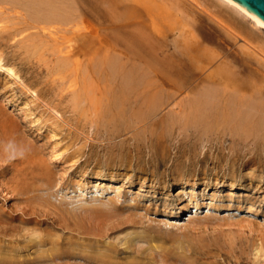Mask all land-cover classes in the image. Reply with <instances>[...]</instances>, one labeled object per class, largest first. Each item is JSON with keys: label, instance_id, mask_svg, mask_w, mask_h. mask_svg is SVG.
Segmentation results:
<instances>
[{"label": "rangeland", "instance_id": "374dc122", "mask_svg": "<svg viewBox=\"0 0 264 264\" xmlns=\"http://www.w3.org/2000/svg\"><path fill=\"white\" fill-rule=\"evenodd\" d=\"M38 1L0 0V264H264V131L242 121L258 108L224 118L264 94V29L180 0L151 58ZM87 80L99 108L76 102Z\"/></svg>", "mask_w": 264, "mask_h": 264}, {"label": "bare ground", "instance_id": "6f19581e", "mask_svg": "<svg viewBox=\"0 0 264 264\" xmlns=\"http://www.w3.org/2000/svg\"><path fill=\"white\" fill-rule=\"evenodd\" d=\"M63 1H65V2L59 3V1L57 2V0L54 2H52L51 0H45V1H41V2L38 1V4H39L38 8L40 10L44 11L43 13L40 12V15H42L45 18L47 17V19H49L48 21L54 20L55 22L57 21V23H61V24H74V25L82 24V25H85V26H83L85 28H88V26H89V28H90L89 31L94 33V34H97V32L95 33V28L92 27V25L104 24L107 22V20H109L115 26L114 33L116 36L118 34V36H120L121 39L126 41L127 44L129 43V45L131 47H133L134 49H136L139 53L144 52L151 58H157L156 56H157L158 51H159L160 46H161L160 40H161L163 34H162L160 22L163 18V13L165 12V10L169 11L168 8L171 5L173 6V7H171V8H173L171 10H176L179 12L181 9V11H182V6H181V8L179 6V5H181V3L178 5L180 0H178V1L176 0V3L173 2L174 0H172L171 1L172 4L168 3L169 0L168 1L165 0L166 2H164L163 0H161V1H159V0H63ZM187 1L188 2L191 1V4L194 6V7L193 6L192 7L197 10L198 14H201V12H202L207 18H208V5L210 3L212 4V2L215 1L217 4H219V6L221 8L225 7L226 10L231 11L232 14H236L240 18L247 20V23H249V25L251 27L253 26L254 29L256 28V29H258V31L260 29H264V25L262 23H260L253 16L248 14L244 9L240 8L239 6H237L235 3H233L230 0H214V1L213 0H190V1L187 0ZM181 2H182V0H181ZM138 5H140V7H138ZM46 7H47L48 14H49L48 16L45 14L46 13L45 12ZM79 10H80V12H78ZM50 12H51L52 16L54 17V19H52L53 17H50ZM221 12L222 11H220V13ZM43 22H47V21H43ZM116 30H118V31L121 30L123 32V34L118 33ZM96 36H98V35H96ZM189 46H190V42L184 38V45L180 46V44L178 43V44H176V49L183 47L182 49L187 50V48H189ZM58 47H57V49H58ZM59 49H61V48H59ZM64 51H65L64 53L68 56H69V54H67V53H70V54L72 53L73 55H76V53L78 52V50H76V49H72V50L68 49L67 53H66V49ZM64 53H62L61 55H63ZM107 53H109V52L107 51L106 54ZM58 55H60V54H58ZM72 58H73V56H72ZM72 60L76 61L75 59H72ZM106 61L107 60L104 59L101 62L100 61H96V62L93 61V62L95 63V65L99 63L98 65L102 67L101 63L105 64ZM68 62H69V59H68V61L62 62L60 66L61 67H67V66H69ZM107 63H108V61H107ZM157 63L160 66L161 65L163 66V61L161 62L160 60H158ZM117 65H116V68H117ZM0 68H1V60H0ZM95 68H96V66H95ZM62 69H64V68H62ZM100 69L102 70V68H100ZM6 70L8 72H12V69L7 68ZM101 70H97V71L99 72ZM110 70H112V69H110ZM90 71L94 72V70L93 71L90 70ZM126 73L128 75V72H126ZM94 74H96V73H94ZM127 75H125V77H123L124 75L122 76L123 79L125 78L124 79L125 81L123 80L125 82V84H124V86L121 85V86H123V89L120 91V94H118V96L121 95L122 97L120 96L121 98H118V99H116L115 102H113L115 107L116 106L118 107L123 102V100L126 98L125 95L127 94V92L130 91L132 89V87H134V85L133 86L130 85L133 83V82H131L132 78L129 77V75L128 76ZM130 76H131V74H130ZM139 80H142V78H139ZM85 83L88 84V80ZM139 83H140V81H139ZM91 85H93V83ZM91 85L88 84L87 86L85 85V87L83 86L84 89L86 88L85 90L82 89L83 91H85L84 94H82L81 91H79V93L81 92L80 95L75 94V97L77 100L76 102H81L82 97H84V98L91 100L90 104H93V106L96 105L99 108V106H100L99 101H97L95 98H93L94 96L91 95V92H92ZM239 88L242 89L243 87L238 86V89ZM257 92H259V91H255L253 93L256 97H257V95H260V96H258L259 98H256V104H253L254 102L253 103H250V102L246 103L243 97L237 96L233 100V103L232 104L230 103V105H232L231 107H229L230 110H228V112H225V114H224L225 120H231L232 124H234L235 123L234 121L236 120V123H237L238 122L237 120L239 117H241L243 119L244 117H246L245 115H248L247 113H249L247 111H242L241 107L243 105H247V106L250 105L251 106L250 108L253 109L254 105H255L258 108L257 109L258 111L256 110L257 111L256 114L259 113V116L258 115L256 116L254 114L255 119H254V115H253V117L252 116L246 117L245 119L242 120L244 122L243 125H246V126H244L245 128L243 126H241V128L243 127L244 130L247 128V129H249V131H250V129H254V131H255V129H258V130L263 129L261 131H264V94L257 93ZM103 96H105V95L103 94ZM252 106H253V108H252ZM248 108H249V106H248ZM243 112H245V113L247 112V113L246 114L244 113L245 115H243ZM249 115H250V113H249ZM232 118H235V120H232ZM239 122L241 123V121H239ZM229 123L230 122H228V124ZM230 126H232V125H230ZM238 126H239V124H238ZM232 129H234V128L232 127ZM257 132L259 133V131H257ZM257 132H255V134H257ZM247 135H249V134H247ZM54 158L56 160H59L61 158V155L55 153ZM255 211H258V210L257 209L250 210V212L257 214V212L255 213Z\"/></svg>", "mask_w": 264, "mask_h": 264}, {"label": "water", "instance_id": "95a60500", "mask_svg": "<svg viewBox=\"0 0 264 264\" xmlns=\"http://www.w3.org/2000/svg\"><path fill=\"white\" fill-rule=\"evenodd\" d=\"M264 25V0H230Z\"/></svg>", "mask_w": 264, "mask_h": 264}, {"label": "clouds", "instance_id": "9594fccd", "mask_svg": "<svg viewBox=\"0 0 264 264\" xmlns=\"http://www.w3.org/2000/svg\"><path fill=\"white\" fill-rule=\"evenodd\" d=\"M9 148L12 149V155L10 156V159H15L16 158V152L15 149L13 148L12 145H9ZM23 153L21 152L20 155H22Z\"/></svg>", "mask_w": 264, "mask_h": 264}]
</instances>
